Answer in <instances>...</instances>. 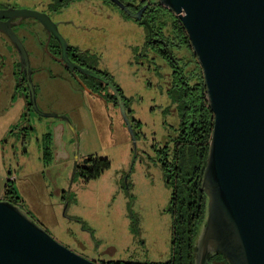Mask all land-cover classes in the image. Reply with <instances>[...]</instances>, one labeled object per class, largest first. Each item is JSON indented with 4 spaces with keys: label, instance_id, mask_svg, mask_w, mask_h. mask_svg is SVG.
I'll list each match as a JSON object with an SVG mask.
<instances>
[{
    "label": "rangeland",
    "instance_id": "rangeland-1",
    "mask_svg": "<svg viewBox=\"0 0 264 264\" xmlns=\"http://www.w3.org/2000/svg\"><path fill=\"white\" fill-rule=\"evenodd\" d=\"M54 2L57 1L0 0V5L49 13L59 22L61 33L74 45L72 52L87 65L109 74L120 85L128 97L132 116L142 120L136 128L139 133L135 160L132 135L119 103L107 95L112 92L111 88L107 84L95 87L94 82L100 79L80 70L74 72L49 55L57 39L53 37L46 47L48 36L40 21L27 17L22 23L27 32L21 30L20 36L30 50V58L35 56L28 44V40L33 41L32 36L36 37L38 45L42 42L46 52L44 70L57 77L65 75L68 87L76 91L67 112L72 122L42 115L27 105L22 121L28 119L30 125L21 122L16 132L6 131L5 119L10 116L7 110L18 94L11 97V90L1 89L7 77L4 68H0V179L2 177L6 184L9 175L16 177L11 182L23 199L20 207L60 242L89 258L99 262L110 259L165 261L173 251L170 210L173 186L162 166L158 148L168 142L172 149V137L180 121L179 108L168 93L173 67L166 57L148 46L149 25L127 16L112 0H75L59 10L53 9ZM132 3V7H140L143 2L132 0ZM163 13L159 27L162 26L166 41L173 33L174 18L169 12ZM60 19L65 21L60 22ZM3 40L14 47L10 38L0 31V61L8 67L9 57L3 49ZM173 52L187 74L201 73L192 44L182 41L173 47ZM16 70L20 80V66ZM5 71L8 74V69ZM27 86L28 82L23 87ZM26 93L29 94V89ZM80 100L84 107L78 105ZM54 123H63L69 134L68 158L59 157L55 151L59 143ZM14 126L15 123L11 129ZM45 131L50 133L52 152L48 166L41 160ZM171 149L169 159L173 157ZM90 154L109 156L112 164L98 177L84 182L79 173L73 177L75 160L84 163Z\"/></svg>",
    "mask_w": 264,
    "mask_h": 264
},
{
    "label": "water",
    "instance_id": "water-1",
    "mask_svg": "<svg viewBox=\"0 0 264 264\" xmlns=\"http://www.w3.org/2000/svg\"><path fill=\"white\" fill-rule=\"evenodd\" d=\"M131 16L143 19L145 6ZM185 25L204 72L214 126L201 188L208 195L205 224L196 241V264H209L212 253L230 264H264V0H159ZM18 18L14 20V18ZM34 17L61 45L56 57L74 72L100 79L114 92L130 129L135 155L137 135L119 86L107 75L71 58L70 43L59 22L45 11L14 6L0 8V31L20 55L21 73L29 83V102L40 114L70 123L67 113L45 111L37 100L30 53L14 28ZM78 165L75 160L73 177ZM0 264H104L55 238L19 205L0 198Z\"/></svg>",
    "mask_w": 264,
    "mask_h": 264
},
{
    "label": "trees",
    "instance_id": "trees-1",
    "mask_svg": "<svg viewBox=\"0 0 264 264\" xmlns=\"http://www.w3.org/2000/svg\"><path fill=\"white\" fill-rule=\"evenodd\" d=\"M56 1L57 2L52 3V7L53 9L59 10L75 0ZM123 1L126 2L132 10H135L138 7H132V0ZM143 1L144 0H141V2ZM114 4L123 10L127 16L141 21L131 16L116 3ZM151 12V18L157 19V22L154 24L151 23L153 28L151 26L152 29L149 30L150 40L154 38L152 32L155 30V26L160 30L159 35L164 36L162 26L159 27V24L162 22L159 21L160 14H165L163 12H169L174 18V32L172 33L174 38H176L178 43H182L183 41L191 44L190 36L185 25L171 9H168L162 6L161 3H158L156 7L151 9ZM169 40L166 39L167 45ZM13 47L16 49L14 45ZM50 49L54 54H61V45L57 40ZM72 50H75V47L74 45L70 44L69 54L72 59L77 60L82 65L102 72L111 79L109 74L106 72L87 65L86 62H84L82 58H79L77 53H73ZM159 50L161 51V55L166 57L173 67V79L168 87V93L170 99L177 104L180 115L178 127L175 129V134L172 137V149L170 148L168 142L158 148V152L161 156L160 160L162 166L167 172L168 179L172 182L173 186L170 206L173 218V251L171 257L165 261H136L118 259L102 261L104 264H196V241L201 226L206 219L208 207V195L201 188V183L209 154V145L215 116L208 102L204 72L200 62L197 61L198 66L201 68L200 74L196 72L187 74L180 59L169 55V50L166 45H162ZM18 66H20V62L18 63ZM22 82L25 86V78L20 80L18 79V85ZM94 85L95 87H103L105 83L97 80L94 82ZM118 86L124 96V100L128 108V97L123 93V90L119 84ZM90 87L91 89L95 90L92 86ZM107 95L109 98L114 99V101L117 103V98L113 92ZM26 97L27 103L30 105L28 93H26ZM129 110L132 113V109ZM131 120L133 122L136 135L138 136L139 131H137L136 128L141 124L142 120L132 115ZM24 134V138H26L27 133L24 132ZM45 134L46 135L43 136L44 159L45 162H49L52 159L49 139L50 133L46 132ZM169 149H171L173 153L172 159H169L167 156L169 154ZM111 164L112 162L109 156L90 154L85 157L84 163L78 162L75 174L79 173L83 177L84 182H88L89 180L101 175L111 166ZM3 196L14 204L22 206L21 202L23 199L18 195L16 187L11 182L9 177L7 178L6 184L4 185ZM210 262H215L216 264H230L225 255L220 252L212 253L209 257V263Z\"/></svg>",
    "mask_w": 264,
    "mask_h": 264
},
{
    "label": "crops",
    "instance_id": "crops-1",
    "mask_svg": "<svg viewBox=\"0 0 264 264\" xmlns=\"http://www.w3.org/2000/svg\"><path fill=\"white\" fill-rule=\"evenodd\" d=\"M64 21L65 20L60 19V22H64ZM66 26H67L66 28H68V25ZM30 37L33 39V41L28 40V44L34 50L33 54H35V56L31 58V63H32V66L34 68V73H35L33 74L36 75L34 79L36 83L35 85H37L36 88H37L38 103L41 105L43 109H45V111H60V112L67 113L71 108L72 96H74L76 91L68 87V85L66 84L67 77L65 75L59 74V76L57 77L55 75H52L51 72L47 73L44 70L45 66H43V59H44L46 52L43 51V44L41 42L38 45L36 37H32V36ZM2 43H3L2 45L3 49L8 52V57H9L8 63L9 64H8V67H5V63L3 61H0V68L1 69L4 68V73H5V76L7 77V82L2 84L1 89H4L5 91L6 89L11 90V97H14L15 94H18L17 98L15 97L12 98L15 100L12 101V105L10 106V109L7 110V113H9L10 116L5 119L6 121L5 130L9 131V133H14L17 131V125H19V123L21 122L28 123V119H25L24 121H22V117L24 116V112L28 105L27 97H26L27 91L21 84L18 85L19 76H17V72H16L17 71L16 69L19 63V57H20L18 51L12 48L9 43L5 42V40H3ZM49 55L51 54L49 53ZM51 56L54 59H56V57H54L53 55ZM56 60L60 62L58 59ZM33 61H34V64H33ZM6 69H8V74L5 71ZM9 71L12 77L11 84H10ZM21 75L22 73H20V76ZM96 100L98 101V99ZM77 102L79 106H81L82 104V106L84 107V104L81 102V100ZM13 103L16 104L15 107L13 106ZM13 107L14 109H12ZM81 111L83 112V109H81ZM13 123H15V126L13 127V129H11L13 126ZM28 124L30 125V123ZM54 124L57 130V139L59 143V146L56 144L55 151L59 157L63 156L64 158H68L70 156V140L67 139L69 134L66 132L63 123H54ZM46 125L48 126L47 123ZM23 140L24 142L26 141L25 138H23ZM53 142H54V139H53ZM55 151L53 150L54 157H55ZM41 158L45 166H48L52 162V161L45 162V159L43 157V150H42ZM13 176H15V174ZM9 178L17 179L16 177H11V175H9ZM4 185L5 184L3 183V180L1 177L0 197H3Z\"/></svg>",
    "mask_w": 264,
    "mask_h": 264
},
{
    "label": "flooded vegetation",
    "instance_id": "flooded-vegetation-1",
    "mask_svg": "<svg viewBox=\"0 0 264 264\" xmlns=\"http://www.w3.org/2000/svg\"><path fill=\"white\" fill-rule=\"evenodd\" d=\"M126 3V2H125ZM158 3H161L159 0H144L143 1V3H142V5L140 6V7H138V8H136L134 11H137V10H139L141 7H143V6H145V10H144V12H143V19L144 20H146V22H149V24L151 25V23H156L157 22V19H152L151 18V14H152V12H151V9H153L154 7H156L157 5H158ZM127 4V3H126ZM161 5L162 6H164L162 3H161ZM0 7H7V6H5V5H0ZM165 7V6H164ZM167 8V7H166ZM169 9V8H168ZM18 18L16 17V18H14V20H17ZM26 20V18H24V19H22L21 20V22L19 23V24H16L15 26H14V28L19 32V34H20V31L21 30H24V31H26L27 30V27L26 26H24L22 23L24 22ZM35 24H37V22H35ZM40 24L42 25V28L44 29V31L47 33V36H48V31H47V29L44 27V25L40 22ZM157 25H158V23H157ZM152 26V25H151ZM152 28H153V26H152ZM151 28V29H152ZM160 30H159V28L158 27H156L155 26V30L152 32L153 33V35H154V38H152L151 40H149V44H148V46L150 45L152 48H154V51L156 52V53H158V54H160L161 55V51L159 50L160 49V47L163 45H166V47L168 48V50H169V55L170 56H175L174 55V52H173V47H176V46H179L180 44H182V43H177L178 41L176 40V38H174V36H173V34H171V36H170V40H169V43H168V45L167 44H164V43H166V41L163 39L164 37H165V35L164 36H161V35H159L160 34V32H159ZM27 32V31H26ZM174 32V31H173ZM51 40H53V37L51 38ZM50 40V41H51ZM181 41H182V39H181ZM9 42H11V40L9 41ZM172 45V46H171ZM56 54V53H55ZM57 55V54H56ZM61 54H59V55H57V56H60ZM198 59V58H197ZM77 61V60H76ZM170 62V61H169ZM62 63V62H61ZM63 64V63H62ZM64 65V64H63ZM65 66V65H64ZM66 67V66H65ZM203 69V68H202ZM102 73V72H101ZM23 75V74H22ZM20 76V79H23L24 78V75L23 76ZM172 79H173V74H172V78H171V81H172ZM21 82V81H20ZM171 83V82H170ZM21 85L22 86H24V83L22 82L21 83ZM27 89H28V87H27ZM27 89H26V91H27ZM112 90V89H111ZM113 92V91H112ZM114 93V92H113ZM115 95V94H114ZM116 97V96H115ZM117 103H118V101H117ZM130 108H128V111H129V116H130V118H131V111L129 110ZM26 132V131H25Z\"/></svg>",
    "mask_w": 264,
    "mask_h": 264
}]
</instances>
